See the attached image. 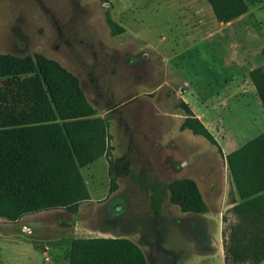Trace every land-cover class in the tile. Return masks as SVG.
Returning a JSON list of instances; mask_svg holds the SVG:
<instances>
[{
  "label": "rangeland",
  "instance_id": "obj_1",
  "mask_svg": "<svg viewBox=\"0 0 264 264\" xmlns=\"http://www.w3.org/2000/svg\"><path fill=\"white\" fill-rule=\"evenodd\" d=\"M248 6L237 23L241 28L214 32L207 42L202 32H188L176 21L172 1L0 0V53L56 60L78 78L98 114L109 119L117 189L109 193V159L100 158L81 169L91 201L75 214L55 209L33 220L57 229L73 221L74 233L63 232L68 239L127 238L141 248L147 264H224L223 234L236 222L231 207L240 200L219 145L230 140L240 147L264 132L255 89L239 90L242 83L252 86L245 69L237 61L221 65L226 51L251 59L259 50L251 60L254 67L264 63V0ZM107 16L125 31L112 36ZM183 81L193 83L184 96L196 112L225 100L213 112L217 119H204L218 146L189 131L178 135L177 115L184 112L168 86ZM180 179L195 182L208 212L182 213L167 192L156 216L151 186ZM59 236L53 228L27 235L18 226L4 243L33 246L36 264H54L57 256L67 259L63 241L56 248ZM42 241L52 245L46 252L50 261H44Z\"/></svg>",
  "mask_w": 264,
  "mask_h": 264
},
{
  "label": "trees",
  "instance_id": "obj_2",
  "mask_svg": "<svg viewBox=\"0 0 264 264\" xmlns=\"http://www.w3.org/2000/svg\"><path fill=\"white\" fill-rule=\"evenodd\" d=\"M106 1V0H104ZM252 0H207L217 22L228 23L248 11ZM112 36L123 28L107 16ZM264 109V67L248 72ZM180 131L216 140L183 101ZM78 78L56 60L41 55L17 58L0 53V218L16 222L26 215L65 209L72 214L91 201L81 169L108 158L109 193L117 189L109 158V119L95 116ZM239 202L236 222L223 234L224 264L264 261V132L225 155ZM149 200L158 216L168 192L182 213L205 214L208 207L193 180L153 184ZM68 264H147L141 248L127 238L72 239Z\"/></svg>",
  "mask_w": 264,
  "mask_h": 264
},
{
  "label": "crops",
  "instance_id": "obj_3",
  "mask_svg": "<svg viewBox=\"0 0 264 264\" xmlns=\"http://www.w3.org/2000/svg\"><path fill=\"white\" fill-rule=\"evenodd\" d=\"M158 1H162V3H164V2L166 3L167 1H172L173 6H174V11L178 14V16L176 17L177 18L176 21L179 24H181L185 28V30L188 32H199L198 34H200V32H202L200 34L201 40L207 41V42H210L211 38L214 37V32L215 33H221L224 31L230 32L234 29V28H231V27H233V25L241 28L242 26L240 24L238 25L237 23L239 21H241V19H243V17H245L248 13V11H247L245 14L241 15L240 17H238V18H236V19H234L228 23H221V22L216 21L214 15H213V12L211 10V7L209 6L207 0H158ZM248 10H249V6H248ZM115 23H117V22H115ZM163 23L169 24V21L164 20ZM119 26H121V25H119ZM123 30L125 31L124 28H123ZM258 54H259V50H255L253 54L251 53V57H252L251 59H253L254 57H257ZM251 59L247 55L242 56L240 58L238 54H236L234 52L226 51L224 53V57L222 59L221 65L223 68H227L230 63H233V61H237L236 65L240 66V67L242 66L241 68L245 69V72L247 73L244 76V78L246 77L247 83H250L252 85V83L248 77V72L254 68H257V67H254L255 66L254 61ZM260 66L264 67V63H262ZM192 84L193 83L190 81H183L182 83L174 82V83L170 84L168 87L173 91V95L175 96L177 101H183L184 103H186L188 105V107L190 108V110L192 111V113L205 126L204 119L205 118L209 119V117H207L208 115L209 116L211 115L214 120L218 118L216 116L218 114H216V113L213 114V112L216 110V106H218V105L221 106L222 104L225 103V100L222 99V100L217 101L215 103H209L208 105H206L203 108V111L196 112L191 107L189 100L184 96V94H186V92H187L186 89L188 87H191ZM253 88H254L253 85L251 86V88H248V87L245 88L243 83H242L239 90L242 93L243 92H252ZM237 92L238 91L236 90V91H233L232 93L237 94ZM255 93H256V91H255ZM256 97H257V99L255 98V101H257V103H259L261 105V102H260L257 94H256ZM261 107H262V105H261ZM95 110H96V108H95ZM95 116L104 117L103 115H99L97 110H96ZM177 116L179 118H181V122H180L179 127H178V132H179L178 135L181 136V133L183 131H180V125L185 118V114L177 115ZM184 131H188V130H184ZM219 146L222 147L223 154H228L229 152L238 148L230 140H228L227 142L224 143L225 147L223 145L222 146L219 145ZM102 158H104V157H102ZM47 211H51V210L41 211V212H38L35 214L23 216L22 218H20L16 222H11V221H8L6 219L0 218V264H36L33 255L30 256V253L32 254L34 252L33 246H30L29 248H25L24 246L19 247L18 245L15 246L14 244L4 243V242H6V240H8L9 234H11V232L15 228H17L18 226L20 227V231H22L23 233H26L27 235H32V236H39L42 233L45 234L46 232H49L52 228L55 230H58V232L60 233V236L56 240V248L59 245H61L60 241L61 242L63 241V243L65 245L64 246L65 249L67 248V259L65 257L59 258V256H57L58 258L54 262V264H68V253H69L70 243H71L72 239L79 238V237L73 236V237H70V239H68L69 236L68 235L65 236L63 234V232L74 233L73 229L76 226V223H74L73 221H70L69 226L61 227L62 229H60V228L57 229L56 227H48L47 225H44L40 222H36L35 220H33L32 217H34V215L44 213ZM101 237H105V236H101ZM80 238H84V237H80ZM110 238H118V237H110ZM47 242L48 241H42L41 242V245L43 246V250H44V261H50V258L47 256L46 252L51 250L52 245H51V247L47 246L46 245ZM6 246L8 247V249L6 248V250H5ZM57 250H58V248H57ZM23 252L24 253L27 252V254H24Z\"/></svg>",
  "mask_w": 264,
  "mask_h": 264
},
{
  "label": "flooded vegetation",
  "instance_id": "obj_4",
  "mask_svg": "<svg viewBox=\"0 0 264 264\" xmlns=\"http://www.w3.org/2000/svg\"><path fill=\"white\" fill-rule=\"evenodd\" d=\"M159 216V215H158Z\"/></svg>",
  "mask_w": 264,
  "mask_h": 264
}]
</instances>
